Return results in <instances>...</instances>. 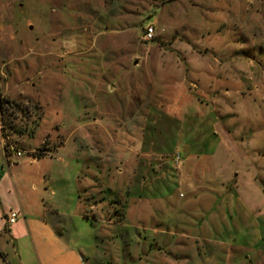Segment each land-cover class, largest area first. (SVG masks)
<instances>
[{
    "label": "rangeland",
    "instance_id": "rangeland-1",
    "mask_svg": "<svg viewBox=\"0 0 264 264\" xmlns=\"http://www.w3.org/2000/svg\"><path fill=\"white\" fill-rule=\"evenodd\" d=\"M0 94L13 103L4 108L8 136L24 151L12 158L13 181L28 200L49 181L58 210L48 218L79 256L70 264L264 259V0H0ZM215 147L226 152L221 166L244 178L240 207L251 222L222 216L229 201L212 173L205 181L200 168L175 169L182 157L211 162ZM203 194V205L192 199ZM3 236L0 264L51 257ZM163 241L195 247L184 258L160 253Z\"/></svg>",
    "mask_w": 264,
    "mask_h": 264
},
{
    "label": "crops",
    "instance_id": "crops-1",
    "mask_svg": "<svg viewBox=\"0 0 264 264\" xmlns=\"http://www.w3.org/2000/svg\"><path fill=\"white\" fill-rule=\"evenodd\" d=\"M133 60H139V58H134ZM140 66V65H139ZM138 66L134 69H137ZM148 72V71H147ZM136 86L138 83H135ZM135 84L132 85V89L135 87ZM180 88V91L178 93V97L181 99H186L187 102L191 103V95L188 94L185 90L184 87L181 84H178ZM142 85L141 83L138 84L137 89H141ZM130 88V89H131ZM162 89V88H161ZM160 90V88H159ZM168 96L164 92V94L158 93V96ZM150 96V94H149ZM172 96V95H171ZM176 96V97H177ZM152 97V96H151ZM155 97V95H153ZM133 99V98H132ZM189 100V101H188ZM135 100H132V105L134 104ZM143 106V104H142ZM136 105L133 106L132 108L129 109V115H133L135 112L138 113L139 109H135ZM143 110V109H142ZM141 110V111H142ZM146 115H149V111L146 110ZM147 143V142H146ZM61 148V147H60ZM60 148H57L56 150H59ZM140 151H143V149H140ZM222 150L219 149L218 147L213 148L209 153V158L211 159V162L208 160L205 163L200 162V157L199 156H194L196 157L195 159L191 160L189 163H186V158L184 160V157H182V162L184 163L183 168H175L178 171L179 176H181L183 171L187 168L188 166L191 168L189 169L192 170L190 171L191 173L194 171L196 172V169L200 168L201 175H205L201 178H205L204 180L207 181V176L212 173V178L209 179V182H213L217 186V193H219L221 198H226V200L229 201V203L224 205V207L221 208V213L223 217H226L228 215L232 216H239V219H242L244 222L248 221L251 219V214H249L245 208L241 209L244 204L241 201V197L243 195H240L238 193V187H239V182L240 180L244 179L240 176L239 174H234L230 169L222 167L220 164L219 159L221 160L222 156ZM224 154L226 152H223ZM225 156V155H224ZM214 160V162L212 161ZM218 162H217V161ZM40 161V159L35 160L33 159L31 164H37ZM166 163L163 162L161 159L158 163V165L155 166L157 171H162L166 170ZM0 238H3V234L9 237V240L14 242L17 240H28L32 246L34 247L37 255H38V250L41 246L47 247L51 251V257L46 258L45 261L43 258H39V261L44 264L47 263H52V264H70L71 261V256L70 254H74L73 260L78 261L79 256L77 255V252L71 251L68 248L70 247V243L68 240H66V237L63 235H60L58 233L59 227H57L56 224H53L51 220L48 218V214L50 210L55 209V211L58 210V207L52 203V199L48 196L51 193V196L54 195L53 191L50 193L48 192V189L50 188L49 186V181L45 180V177L43 176V179L39 180V184L44 186L46 189L44 194H36L35 197L37 196V199L33 200H28L23 192L20 190L18 187L17 181H13L12 177V170H16L18 168V163L13 162L12 158H10L8 161L5 160L3 154L0 152ZM5 166V168H3ZM143 166V164H142ZM141 166V167H142ZM142 170V169H141ZM143 174H146L147 172L141 171ZM165 174H163L164 177ZM150 178L149 176L145 179H142V183L146 182L147 179ZM153 182L158 178L156 177L152 178ZM161 179V178H160ZM162 180V179H161ZM95 184V183H91ZM159 185V184H158ZM133 186V185H132ZM188 187L191 192L194 191V187L191 184H188ZM35 189V187H33ZM36 190V189H35ZM234 190V191H233ZM48 192V193H47ZM234 192L235 194H232ZM139 194V193H138ZM79 198V196H78ZM193 200H199L201 205H203L207 200L209 199L206 194H203L200 196V198L197 195H194ZM80 200V199H78ZM209 201V200H208ZM50 203V204H49ZM79 203V202H78ZM241 203V204H240ZM227 206L229 208H227ZM241 206V207H240ZM85 207V206H84ZM220 208L221 205H218ZM95 208V206H90L89 210ZM84 208L78 205L76 210L80 212L83 211ZM213 210V209H212ZM10 212H18V217L16 218V221L8 225L6 222V218L9 216ZM215 212V211H214ZM221 214L219 213V216ZM250 218V219H249ZM251 222V220H250ZM260 237V236H259ZM184 239H189L187 237H184ZM192 239V238H190ZM195 242V240H194ZM195 244V243H194ZM192 244V242L186 241V242H171V241H163L159 245V251L160 253L164 254H169L170 250H177L175 254H178L180 256H183L184 258H188L192 255V250L195 247V245ZM67 246V247H66ZM76 257V260H75ZM45 258V257H44ZM236 259L239 260V257H235ZM246 261L252 262L255 261L256 264H264V259L258 255H254L252 258H245ZM50 261V262H48ZM75 263V262H74ZM238 264H244V263H238Z\"/></svg>",
    "mask_w": 264,
    "mask_h": 264
},
{
    "label": "built area",
    "instance_id": "built-area-1",
    "mask_svg": "<svg viewBox=\"0 0 264 264\" xmlns=\"http://www.w3.org/2000/svg\"><path fill=\"white\" fill-rule=\"evenodd\" d=\"M154 38V28L152 26H147L143 32V39L145 42H150ZM8 118L4 116V109L0 111V152L3 154L6 161L10 158H20L24 151H21L17 148V146L11 142L8 136ZM31 154L36 153L35 150L30 152ZM172 159L175 165H178L181 161L180 154L175 151L172 155ZM18 212H10L9 216L6 218V222L8 225L13 224L18 217Z\"/></svg>",
    "mask_w": 264,
    "mask_h": 264
},
{
    "label": "trees",
    "instance_id": "trees-1",
    "mask_svg": "<svg viewBox=\"0 0 264 264\" xmlns=\"http://www.w3.org/2000/svg\"><path fill=\"white\" fill-rule=\"evenodd\" d=\"M8 107L12 108L13 107V103L8 101L6 98L2 97L1 94H0V111L2 109H4V108H8ZM43 149L44 148H42V147L39 149V154H37V155H39L38 158H40L42 156V152L44 151ZM0 255L2 256L1 253H0Z\"/></svg>",
    "mask_w": 264,
    "mask_h": 264
},
{
    "label": "water",
    "instance_id": "water-1",
    "mask_svg": "<svg viewBox=\"0 0 264 264\" xmlns=\"http://www.w3.org/2000/svg\"><path fill=\"white\" fill-rule=\"evenodd\" d=\"M138 66V62H137V60H134L133 62H132V68H135V67H137Z\"/></svg>",
    "mask_w": 264,
    "mask_h": 264
}]
</instances>
